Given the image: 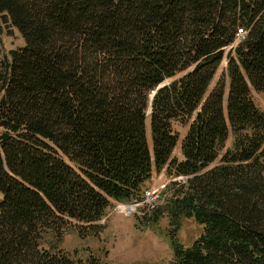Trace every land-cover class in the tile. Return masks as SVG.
<instances>
[{
    "label": "trees",
    "instance_id": "trees-1",
    "mask_svg": "<svg viewBox=\"0 0 264 264\" xmlns=\"http://www.w3.org/2000/svg\"><path fill=\"white\" fill-rule=\"evenodd\" d=\"M0 19L24 41L0 59V264H106L64 233L97 236L162 172L141 227H202L169 264H264V0H0Z\"/></svg>",
    "mask_w": 264,
    "mask_h": 264
},
{
    "label": "rangeland",
    "instance_id": "rangeland-1",
    "mask_svg": "<svg viewBox=\"0 0 264 264\" xmlns=\"http://www.w3.org/2000/svg\"><path fill=\"white\" fill-rule=\"evenodd\" d=\"M23 45L24 41L19 32L0 19V59L7 57L10 50ZM226 64V57H224L210 89L215 86L224 72ZM251 97L256 107L264 112V93L252 92ZM173 128L183 139L186 129L177 124H174ZM231 141L229 135L225 146L229 147ZM173 156L181 158L179 146L174 150ZM171 181L163 172L153 173L143 202L116 203L98 222L101 230L97 236L82 238L76 230H70L64 233L59 248L79 259L94 255L106 264H169L174 255L171 234H174L178 246L182 248L191 247L202 234V227L197 224L193 216L182 218L176 229H173V226L170 227L168 218L165 216L157 225L141 227L140 221L143 220L145 210L152 209L156 205L158 194ZM131 205L134 211L130 215L119 210L120 207ZM50 237L51 235L48 236Z\"/></svg>",
    "mask_w": 264,
    "mask_h": 264
},
{
    "label": "bare ground",
    "instance_id": "bare-ground-1",
    "mask_svg": "<svg viewBox=\"0 0 264 264\" xmlns=\"http://www.w3.org/2000/svg\"><path fill=\"white\" fill-rule=\"evenodd\" d=\"M120 211H123V213L130 215L134 211V207L131 206H123L119 208Z\"/></svg>",
    "mask_w": 264,
    "mask_h": 264
},
{
    "label": "water",
    "instance_id": "water-1",
    "mask_svg": "<svg viewBox=\"0 0 264 264\" xmlns=\"http://www.w3.org/2000/svg\"><path fill=\"white\" fill-rule=\"evenodd\" d=\"M163 85H164V84H160V85L157 87V89L161 88ZM157 89H156V90H157ZM155 92H156V91L152 92V94L150 95V101L152 100V98H153ZM226 98H227V97H226V95H225L224 99H226Z\"/></svg>",
    "mask_w": 264,
    "mask_h": 264
},
{
    "label": "built area",
    "instance_id": "built-area-1",
    "mask_svg": "<svg viewBox=\"0 0 264 264\" xmlns=\"http://www.w3.org/2000/svg\"><path fill=\"white\" fill-rule=\"evenodd\" d=\"M244 34L243 33H239L238 34V37H237V40H241L243 38Z\"/></svg>",
    "mask_w": 264,
    "mask_h": 264
}]
</instances>
